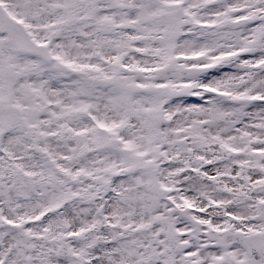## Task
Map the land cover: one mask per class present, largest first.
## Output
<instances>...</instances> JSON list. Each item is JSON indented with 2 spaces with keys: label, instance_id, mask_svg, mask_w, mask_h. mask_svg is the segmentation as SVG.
I'll list each match as a JSON object with an SVG mask.
<instances>
[{
  "label": "snow or ice",
  "instance_id": "6c2138e0",
  "mask_svg": "<svg viewBox=\"0 0 264 264\" xmlns=\"http://www.w3.org/2000/svg\"><path fill=\"white\" fill-rule=\"evenodd\" d=\"M0 264H264V0H0Z\"/></svg>",
  "mask_w": 264,
  "mask_h": 264
}]
</instances>
